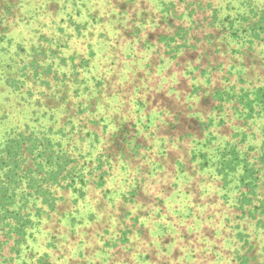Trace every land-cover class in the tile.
<instances>
[{
  "label": "trees",
  "instance_id": "16d2710c",
  "mask_svg": "<svg viewBox=\"0 0 264 264\" xmlns=\"http://www.w3.org/2000/svg\"><path fill=\"white\" fill-rule=\"evenodd\" d=\"M27 1L0 0V264L145 261L147 253L126 261L117 252L130 250L125 244L136 242L137 234L145 236L148 229L133 212L134 203L170 163L174 170L183 168L180 158H168L185 142L196 167L214 171L222 189H237L232 206L238 216L250 217L264 232V75L245 84L254 67L264 70V47L258 51L264 44V4L242 0L239 10L219 17L211 1H186L179 9L169 0L156 22L165 29L156 41L150 33L140 43L150 47L151 57L162 52L168 61H185L180 69L200 71L206 83L226 68L219 55L229 58L224 83L207 91L191 81L189 93L191 100L199 93V102H212L216 115L229 107L236 120L231 138L223 140L224 133L210 127L226 124L225 117L214 122L196 114L186 124L179 113L167 116L181 102L174 84L160 90L151 81L150 87L141 85L146 75L116 83L111 56L124 48L114 47L120 25H113V17L82 27L71 7L62 15L61 8L51 11L52 0H29L33 9L27 11ZM97 3L104 7L108 0ZM71 4L77 11L75 1ZM24 11L34 21V41L18 40ZM136 17L128 24L140 41ZM159 61L164 60L150 62V71ZM139 66L131 65L129 74L141 72ZM113 79L117 87L108 92ZM247 234L241 235L237 264L257 257Z\"/></svg>",
  "mask_w": 264,
  "mask_h": 264
},
{
  "label": "rangeland",
  "instance_id": "374dc122",
  "mask_svg": "<svg viewBox=\"0 0 264 264\" xmlns=\"http://www.w3.org/2000/svg\"><path fill=\"white\" fill-rule=\"evenodd\" d=\"M59 1L60 4L59 7H57V0H52L49 7L52 8L51 11L61 8V14L63 15L66 14L71 7L73 14L78 18L77 22H79L82 27L83 25L88 26V28L93 27V19L96 20L97 23L99 19L107 18L109 20L111 17H113L116 22L113 23V25H120L119 29L115 31V33H118V36H116L114 41L118 42H116L114 47L121 48L120 46H123L124 51L120 49L119 52L116 51L114 55L112 54L111 58L113 59L114 56L115 62L112 65L113 70H110V73H116L120 76H116V83L120 82L121 85H123L133 79L137 82L146 75L145 80H147V83L144 81L143 83L141 82V85L145 84L150 87L151 81L155 84V87L160 90L161 87L165 88L167 85L174 84L180 88L179 93L181 102L178 103L176 101L173 105L174 110L172 109L173 111L171 112L168 110V113H166L167 116L179 113V118L186 124L191 115L194 116L196 114L204 119L210 116L214 119V122L216 120L218 121L220 116L225 117L227 119L226 124L221 126L213 124L210 129L217 133H224L222 136L223 140H225L226 137L231 138V133L229 132L230 124H234L236 119L231 115V110L228 109L229 107L225 108L219 115H216L215 109L211 104L212 102L202 104L199 102L202 95L198 93V95H195L197 98L194 97L193 100H191L189 94L191 92V81L196 84L199 82L202 83L207 91H210L216 84L218 85L219 82L224 83L221 76L226 71L229 58L225 55L221 54L220 56L218 54L220 60L227 61L225 64L226 68L215 71L213 75H210L209 82L206 83L201 78L200 71L195 70L192 73L183 72L180 69L182 68V61L176 62L174 59L168 61L162 52L158 56L154 54L155 56L151 57L150 47L145 49L146 46H140V43L149 37L148 34L152 33L153 37L151 41H156L157 33L165 29H162V26L156 28V22L161 15V8H163L164 3H167L169 0H108V4L104 7L96 5L98 0ZM72 1H75L78 5L77 11L73 8L71 4ZM170 1L174 2L177 8L183 9L186 1L189 2L192 0ZM203 1H211L212 5H216L217 9H219V17H223L226 13L232 14L242 6V0ZM251 2L258 4L260 7L264 4V0H252ZM85 4L89 6V10L87 9L88 11H85ZM26 7L27 11L32 10V1L30 2L28 0ZM114 12L117 14L115 15ZM24 13V20L20 21L16 27L19 28L18 32L21 37H19L18 40L34 41L38 37L37 33L35 36L32 35L33 31L31 26L34 25V21L30 19L26 11H24ZM54 13L55 12H53V14ZM87 13L89 14L87 15ZM57 14L59 13L57 12ZM134 17L137 19L136 24L139 28V34H137L140 36V41L133 35L134 32L131 31L128 24ZM153 18L154 22H152ZM181 19L183 23H186L185 19ZM108 28L112 29L110 25ZM83 30L84 29L81 31ZM90 31L92 33L95 32L96 36L99 33L95 29ZM71 45L74 46V44ZM129 46H131V48ZM261 47L263 49L264 44L261 43L258 51L262 50ZM122 51L126 54H133V52L136 54L131 58H127V55L122 53ZM136 55L141 58L137 57L135 60ZM160 58L164 61H162V63L159 61L158 64H153V70L150 71V68H152L150 62L152 64V61L156 62ZM208 58L211 57L208 56ZM139 59H141V61ZM144 61L149 62L148 67L145 66ZM139 62L141 65L139 67L144 68L141 72H138V74L131 76V74H129V70H131L130 66L139 64ZM250 65L251 66L247 65V67L252 68L253 65ZM160 68H162V71H160ZM258 68L259 67H254L252 69L253 72L248 74L250 78L245 81V84L255 81L260 74L261 77L264 75V70ZM163 74L166 75L164 76ZM232 74L233 76L230 78L232 80L236 79V74L234 72H232ZM116 87L117 85L113 79L111 87L107 90L109 92ZM123 100L122 105H124L127 98ZM157 103L161 105L163 102ZM164 117L166 116L164 115ZM180 128L181 130L184 129L182 126H180ZM254 129V131H258L255 125ZM189 145L190 142L187 143V146L185 142L182 146L183 148L171 151L168 158L169 160H173L176 157L180 158L183 162V168H180L181 171L174 170L176 165L170 163L169 168H167V173L164 176H158L152 183L147 184L144 190L145 196H139L138 198L140 201L134 203L133 212L140 216V219H143L144 225L147 226L148 234L147 231H145V236L137 234L133 238L136 242H132L131 245L125 244L128 247L132 246L129 247L130 250L125 249L123 252H117V254L124 253L126 255V261H130L131 256L137 258L139 253L141 255L145 253L149 255L148 259L143 262L139 261L137 264H237V254L240 255L242 252L243 236L241 235L242 233H248V239L250 241L254 239L257 254L254 260L251 259L253 261L251 264H264V232L260 229H256L250 217L238 216L240 215V211H237L232 206L234 202L233 195L237 193V189H222L220 187L219 176L215 174L214 171L207 168L200 170L196 167V162L190 160L192 158L189 153ZM175 171L176 173H174ZM167 178L171 182H169ZM224 192H227L226 197H223ZM90 197L91 199H86L96 203L94 198H92V196ZM160 201H162V203ZM113 218L114 217H111L112 220ZM48 222L51 221L48 220ZM239 231L240 235H238ZM121 245L122 243L116 247L117 250ZM118 263L121 264L119 261Z\"/></svg>",
  "mask_w": 264,
  "mask_h": 264
}]
</instances>
